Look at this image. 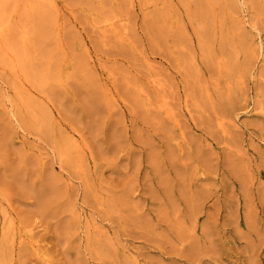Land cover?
<instances>
[{
    "label": "rangeland",
    "instance_id": "obj_1",
    "mask_svg": "<svg viewBox=\"0 0 264 264\" xmlns=\"http://www.w3.org/2000/svg\"><path fill=\"white\" fill-rule=\"evenodd\" d=\"M0 264H264V0H0Z\"/></svg>",
    "mask_w": 264,
    "mask_h": 264
},
{
    "label": "bare ground",
    "instance_id": "obj_2",
    "mask_svg": "<svg viewBox=\"0 0 264 264\" xmlns=\"http://www.w3.org/2000/svg\"><path fill=\"white\" fill-rule=\"evenodd\" d=\"M159 84V83H158Z\"/></svg>",
    "mask_w": 264,
    "mask_h": 264
}]
</instances>
